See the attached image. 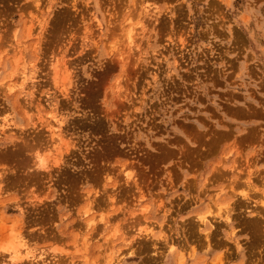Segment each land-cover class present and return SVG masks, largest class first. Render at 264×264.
<instances>
[{"label":"rangeland","instance_id":"374dc122","mask_svg":"<svg viewBox=\"0 0 264 264\" xmlns=\"http://www.w3.org/2000/svg\"><path fill=\"white\" fill-rule=\"evenodd\" d=\"M11 118L0 264H264V0H0Z\"/></svg>","mask_w":264,"mask_h":264},{"label":"bare ground","instance_id":"6f19581e","mask_svg":"<svg viewBox=\"0 0 264 264\" xmlns=\"http://www.w3.org/2000/svg\"><path fill=\"white\" fill-rule=\"evenodd\" d=\"M155 17H156V15L154 16V19H155ZM129 21H131L130 20V18H129ZM133 22V21H132ZM137 23V22H136ZM135 23V24H136ZM138 24V23H137ZM120 25H121V23H120ZM126 25V24H125ZM124 25V23H123V26H122V28H121V30L122 31H124L125 32V39H126V43H127V49H132V47L134 46V44H135V41L134 40H136V38L134 39V36H135V29H134V27L135 26H132V24H131V22H130V25L128 24V25H126L125 26ZM134 25V24H133ZM31 26V25H30ZM138 26V25H137ZM108 27V26H107ZM121 27V26H120ZM30 28V27H29ZM110 29V28H109ZM117 30H120L119 28H117ZM30 31V30H29ZM28 31V29H27V32H29ZM116 31V30H115ZM114 31V32H115ZM141 32V31H140ZM28 34H30V32L28 33ZM121 34V33H120ZM122 34H124V33H122ZM120 36V35H119ZM123 36V35H122ZM91 40V39H90ZM89 40V41H90ZM95 41V40H94ZM125 41V40H124ZM123 42V41H122ZM91 43H92V41H91ZM94 43V42H93ZM97 43V42H96ZM125 43V42H124ZM138 44V43H137ZM22 45V44H21ZM32 45V44H31ZM114 44H112L111 46H113ZM137 46V45H136ZM135 46V47H136ZM17 47V46H16ZM18 47H21V46H18ZM115 47V46H114ZM113 47V48H114ZM134 47V48H135ZM35 48V47H34ZM112 48V49H113ZM15 49V48H14ZM111 48L109 49L110 50V52H111V50H112ZM137 49V48H136ZM18 52H19V50H17ZM22 51V50H21ZM20 51V52H21ZM115 52H117V51H115ZM117 54V53H116ZM120 54V53H119ZM17 55V54H16ZM120 55H122V54H120ZM119 55V56H120ZM19 57H21V56H19ZM65 57V56H64ZM16 58V57H15ZM15 58H13V59H15ZM120 58V57H119ZM11 59V58H10ZM19 60V59H18ZM17 60V61H18ZM22 60V59H21ZM59 61V60H58ZM58 61H52L51 63H49L50 64V66H51V72H52V74H51V76H52V78H53V81L54 82H56V80H58L57 78L58 77H60V80H61V83H62V81H64V79L65 78H67V76L69 77V75H67V73L66 72H69L68 70L69 69H67V67H65L66 65V63L64 62V60H63V62L65 63V64H63L62 62H60V63H62V65H61V67L59 66V64H58ZM19 62V61H18ZM17 62V64L19 65V64H21V63H18ZM12 63V62H11ZM13 65H14V63H13ZM18 65H14L13 67H15V66H18ZM29 65V64H28ZM16 68V67H15ZM15 68H12V69H15ZM16 70V69H15ZM61 70H62V72H61ZM12 72V71H11ZM11 72H9L10 74H9V76L11 75ZM50 73V72H49ZM20 74V73H19ZM68 74H70V73H68ZM73 77V76H72ZM71 76H70V78H72ZM9 78V77H8ZM63 79V80H62ZM67 79H69V78H67ZM33 81V80H32ZM33 83V82H32ZM13 84V83H12ZM35 84V83H34ZM11 85V84H10ZM118 85V84H117ZM8 86H9V83H8ZM14 86H16V85H14ZM30 86V85H29ZM7 87V86H6ZM60 87H62L61 89H62V93L61 94H63V95H66L68 92L67 91H69V90H67V88L65 87V86H60ZM26 88V87H25ZM115 88H116V86H115ZM13 88L11 87V86H9V87H7V89H6V91H10V90H12ZM59 90V89H58ZM68 95V94H67ZM66 95V96H67ZM44 97V96H43ZM46 97V96H45ZM50 98V97H49ZM65 98V97H64ZM116 98V97H115ZM19 99H21V98H19ZM24 99V98H23ZM32 99V98H31ZM35 99H37L36 97H35ZM46 101V100H45ZM34 102V101H33ZM19 103H20V101H19ZM60 103V102H59ZM20 104H22V103H20ZM26 105H28V104H26ZM61 105V104H60ZM23 108V107H22ZM28 108V107H27ZM6 110V109H5ZM35 110V109H34ZM23 112V111H22ZM25 114V113H24ZM62 114V113H61ZM26 115V114H25ZM39 115V114H38ZM38 115H37V117H38ZM56 112H52V114L50 115V116H52V118H53V116H54V118H56ZM40 116V115H39ZM36 117V118H37ZM40 119V118H39ZM38 119V120H39ZM3 120V119H2ZM55 120H57L58 121V118L57 119H55ZM54 120V121H55ZM4 121V120H3ZM12 121V118L11 119H9V120H5L4 122H2V123H0V131L3 133V132H5L6 130H7V128H6V130L4 129L6 126L8 127V125H10V122ZM56 121V122H57ZM58 124H59V122H57ZM62 123V122H61ZM28 124H29V122H28ZM52 124V123H51ZM50 124V125H51ZM32 125H33V122H32ZM61 125V124H60ZM65 125V124H64ZM57 126V125H56ZM38 128H39V126H37ZM51 128H52V126H50ZM54 127V126H53ZM42 128V127H41ZM55 129V128H54ZM56 129H58V131H60L59 129L60 128H56ZM13 130V129H12ZM16 130V129H15ZM28 130V129H27ZM32 130V129H31ZM10 131V130H9ZM46 131V130H45ZM24 132V131H23ZM47 132V131H46ZM49 132H50V136H52V137H50L49 139H51V141L54 139L53 138V136L54 137H56L57 136V139H58V137H59V135L60 134H62L61 132H60V134L58 135L54 130H52V129H50L49 130ZM14 133H16V132H14ZM20 133V132H19ZM41 133H43V132H41ZM44 134V133H43ZM19 135V134H18ZM27 135V134H26ZM30 135V134H29ZM38 135V134H37ZM56 135V136H55ZM42 136V135H41ZM44 136V135H43ZM42 136V137H43ZM24 137V136H23ZM46 137V136H45ZM48 137V136H47ZM60 137H61V135H60ZM59 137V139H64V138H60ZM63 137V136H62ZM41 138V137H40ZM70 138V137H69ZM115 138V137H114ZM32 139V138H31ZM42 139V138H41ZM111 139H112V137H111ZM23 140V139H22ZM39 140V139H38ZM64 140H66V139H64ZM12 141V140H11ZM49 141V140H48ZM37 142V141H36ZM52 142H55V141H52ZM14 143V142H13ZM56 143H57V141H56ZM58 143H60L59 141H58ZM65 143V145H66V142H64ZM64 143H61L60 145H62V144H64ZM20 144V143H19ZM46 144H47V142H46ZM49 144H51V143H49ZM69 144V143H68ZM52 145H54V146H51V147H54L51 151L53 152V150H56V152L58 151V152H60V151H64V149L63 150H61L59 147H56L55 145H57V144H55V143H53ZM15 146V145H14ZM43 146V145H42ZM69 146V145H68ZM12 147V146H11ZM65 147H67V145L65 146ZM14 148V147H13ZM23 148V147H22ZM24 148H25V146H24ZM48 148V147H47ZM59 148V149H58ZM60 150V151H59ZM67 150V149H66ZM106 150V149H105ZM113 151V150H112ZM230 151V150H229ZM18 152V151H17ZM16 152V153H17ZM55 152V151H54ZM53 152V153H54ZM38 153H40V152H38ZM44 153V152H43ZM49 153V152H48ZM105 153V152H104ZM107 153V152H106ZM52 154V153H51ZM58 154V153H57ZM60 154H61V152H60ZM101 154V153H100ZM59 155V154H58ZM37 156V157H36ZM35 156V158H38L39 159V161H38V164H37V166L40 168V169H46L47 168V165H46V160H44V159H40L41 158V156L40 155H36ZM49 156H51V155H49ZM99 156V155H98ZM104 156V155H103ZM95 158H97V157H95ZM52 159V158H51ZM65 159V158H64ZM58 160H60V159H58ZM53 161H55V164H57L56 163V157H55V159L53 160ZM93 161V160H92ZM51 163V162H50ZM54 163V162H53ZM51 165H53V164H51ZM58 165V164H57ZM57 165H55V166H57ZM48 167H49V165H48ZM53 167V166H52ZM230 168V167H229ZM9 169V168H8ZM48 169V168H47ZM97 169V168H96ZM217 169V168H216ZM216 169H214V170H216ZM90 171V170H89ZM24 173V172H23ZM212 174V173H211ZM216 173L214 172V174H213V176L215 175ZM220 174V173H219ZM28 175V174H27ZM32 175V174H31ZM130 175L131 174H129V173H127L126 172V174H125V177H128L129 179H130ZM39 176V175H38ZM215 176H217V175H215ZM220 176V175H219ZM52 177V176H51ZM211 177V176H210ZM132 178V177H131ZM214 178V177H213ZM51 179V178H50ZM207 179V178H206ZM210 179V178H209ZM220 179V178H219ZM240 179V178H239ZM238 179V180H239ZM245 179H246V177H245ZM27 180V179H26ZM78 180V179H77ZM211 180H213V179H211ZM210 180V181H211ZM230 180V179H229ZM232 180V179H231ZM5 181V180H4ZM132 181V180H131ZM209 181V182H210ZM236 181V180H235ZM39 182H41V181H38V183ZM70 182V181H69ZM211 182H213V181H211ZM215 182V181H214ZM20 183H22V182H20ZM231 183H233V182H231ZM244 183V182H243ZM9 184V186H10V183H8ZM14 184V183H13ZM36 184V183H35ZM191 184V183H190ZM248 186H250V184L247 182L246 183ZM15 185V184H14ZM76 185V184H75ZM8 186V185H7ZM17 186V185H16ZM232 186V185H231ZM13 187V186H12ZM15 187V186H14ZM247 187V186H246ZM8 188V187H7ZM249 188V187H248ZM8 189H10V188H8ZM13 189V188H12ZM5 190V189H4ZM3 190V191H4ZM255 190V189H254ZM221 191V190H220ZM71 192V191H70ZM252 192V191H251ZM75 194H76V192H75ZM241 194H242V192H241ZM253 194V193H252ZM142 195V194H141ZM242 198H244L245 200H248V199H250L251 197H250V195H249V193H243L242 194ZM254 199V198H253ZM194 200V199H193ZM252 201V200H251ZM259 201V200H258ZM259 203H260V201H259ZM261 204H264V201L261 203ZM235 205H236V203H235ZM224 208H225V206H223ZM227 207V206H226ZM218 208V207H217ZM222 210V209H221ZM228 210H230V209H228ZM208 212H209V210H207ZM208 212H206V213H208ZM225 212H227L226 210H225ZM225 214V213H224ZM223 214V216L225 217V215ZM228 215H229V213H228ZM228 215H226V219L228 220L229 219V216ZM196 216H198V214L196 215ZM198 220L200 221V222H202L203 223V226H205L206 227V225H208V221H207V216L205 215V214H200L198 217ZM225 219V218H224ZM210 221V220H209ZM88 222V221H87ZM91 224V223H90ZM87 226V225H86ZM198 226V225H197ZM190 227V226H189ZM195 227V226H194ZM11 230V229H10ZM21 231V230H20ZM8 232V234H10L9 233V231H7ZM16 232V231H15ZM18 232H19V230H18ZM18 232H17V234L16 235H18ZM11 233H13V232H11ZM26 233V232H25ZM20 234H22V233H19V236H20ZM6 235V234H5ZM10 235H12V234H10ZM2 236H4V235H2ZM9 236V235H8ZM22 236V235H21ZM14 240H15V234H14ZM12 238V239H13ZM20 238V237H19ZM22 238V237H21ZM23 239V238H22ZM21 239V240H22ZM166 240V239H165ZM24 241V240H23ZM167 241V240H166ZM14 242V241H13ZM17 243V242H16ZM25 243V242H24ZM166 243V242H165ZM171 243V242H170ZM174 243V242H173ZM21 244H22V242H21ZM26 244V243H25ZM25 244H23V245H25ZM167 244V243H166ZM14 244H11L10 243V240H8L6 243H5V245H3V246H1L0 247V250L2 251V252H4V251H6V252H9V254H11L12 252L13 253H15V250L16 249H18V243H17V248L15 249V247L13 246ZM16 245V244H15ZM172 246L173 245H171V246H169L168 248L169 249H172ZM21 247H23V246H21ZM20 248V247H19ZM145 248V247H144ZM149 248V247H148ZM174 248V247H173ZM83 249V248H82ZM85 249V248H84ZM183 249V248H182ZM18 251V250H17ZM16 251V252H17ZM79 251H81L80 249H79ZM171 251V250H170ZM20 252H21V250H20ZM179 252V251H178ZM19 253V252H18ZM180 254H181V252H179ZM178 253V255H180ZM8 254V253H7ZM20 254V253H19ZM12 255V254H11ZM16 255H17V253H16ZM183 255V254H182ZM9 256V255H8ZM13 256V255H12ZM12 256H9V257H12ZM15 256V255H14ZM13 256V257H14ZM18 256V255H17ZM32 256V255H31ZM12 257V258H13ZM21 257V256H20ZM180 257H182L181 255H180ZM12 258H10V259H12ZM179 258V257H178ZM15 260H22V259H16V258H14ZM176 259V258H175ZM181 259V258H180ZM41 260V259H40ZM17 261V262H18ZM43 261V260H42ZM41 261V262H42ZM86 261V260H85ZM12 262H14V261H12ZM11 262V263H12ZM16 262V261H15ZM35 262V261H34ZM176 263H177V260H176ZM220 263V262H219ZM221 264V263H220Z\"/></svg>","mask_w":264,"mask_h":264}]
</instances>
